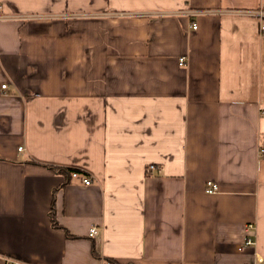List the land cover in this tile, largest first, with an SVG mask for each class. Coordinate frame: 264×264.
I'll return each instance as SVG.
<instances>
[{
  "label": "crops",
  "instance_id": "0c3cea01",
  "mask_svg": "<svg viewBox=\"0 0 264 264\" xmlns=\"http://www.w3.org/2000/svg\"><path fill=\"white\" fill-rule=\"evenodd\" d=\"M259 8L0 0V264H264Z\"/></svg>",
  "mask_w": 264,
  "mask_h": 264
},
{
  "label": "built area",
  "instance_id": "2783aa9c",
  "mask_svg": "<svg viewBox=\"0 0 264 264\" xmlns=\"http://www.w3.org/2000/svg\"><path fill=\"white\" fill-rule=\"evenodd\" d=\"M243 14H246V15H254V16H258L259 19H260V32L261 34L264 35V9L263 8H259L257 10H241L239 11ZM31 17H39L38 15H34V14H4L2 12H0V19H26V18H31ZM195 22H192L191 23V26L194 28L195 27ZM179 64L182 65L184 64V58L183 57H180L179 58ZM6 84H2V87H5ZM262 113L264 114V111H262ZM18 150L21 151L23 150V148L21 146L18 147ZM257 155L259 158L263 159L264 160V145H260L258 147V150H257ZM149 169H154L155 165L153 164H150V166H148ZM71 177H80L81 178V181L83 184L85 185H88L91 183V178L86 175V174H79L78 172L76 171H72L71 172ZM218 189V186L215 182L211 181V180H208L206 181V186H205V191L207 193H212V192H215L216 190ZM253 226L251 224H248L246 226V231H250V230H253ZM96 231V227L93 226L91 229H90V234H93L95 233ZM254 244V240L249 237V236H246L243 244L240 246V249H243L244 247L246 246H250V245H253ZM8 264H20L18 262H9Z\"/></svg>",
  "mask_w": 264,
  "mask_h": 264
},
{
  "label": "trees",
  "instance_id": "16d2710c",
  "mask_svg": "<svg viewBox=\"0 0 264 264\" xmlns=\"http://www.w3.org/2000/svg\"><path fill=\"white\" fill-rule=\"evenodd\" d=\"M30 161L33 162V163H35V164L47 165V166H49L50 168L54 169L55 171L62 173L66 178L71 177L70 175H71V172H72V171H76V172H78L79 174H86L85 172H82L81 170H79V169H77V168L63 167V166H57V165H53V164H44V163H40V162L35 161V160H32V159H31ZM51 218H52V224H53V226H54V227H60V226L57 224V222H56V220H55V218H54L53 215L51 216ZM65 234H66L67 236H70V234H69L67 231L65 232ZM93 254H94L95 256H98V254H97L95 251H93ZM111 261H112L114 264H119V263H117V262L114 261V260H111Z\"/></svg>",
  "mask_w": 264,
  "mask_h": 264
}]
</instances>
